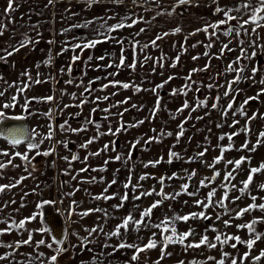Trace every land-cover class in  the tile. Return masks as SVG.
I'll use <instances>...</instances> for the list:
<instances>
[{
	"label": "rangeland",
	"instance_id": "1",
	"mask_svg": "<svg viewBox=\"0 0 264 264\" xmlns=\"http://www.w3.org/2000/svg\"><path fill=\"white\" fill-rule=\"evenodd\" d=\"M171 3L178 4V0H52L51 3L49 0H13V10L6 12L8 0H0V26H4L3 34L0 35V57L5 56L3 49L12 51L13 46H19L21 42L26 45L6 60H0V92L5 93L0 96V106L13 103L12 97H17L14 102L16 107L4 111L8 116L26 117L30 135L33 129L39 133L32 142L39 143L46 137L50 126L53 131V137L43 139L39 148L34 150L27 148L29 141L12 147L0 137V153H9L8 156L0 154V163L7 165L0 168V185H15L0 192V229H11L0 235V255L12 253L6 260L0 261V264H50V257L55 254V249L63 246L52 240L53 236L44 221L46 208H52L61 214L66 226L67 247L58 256L56 264H180L181 261L184 264H192L193 261L196 264H216L223 252L231 254L225 259V264H231V258L241 257L246 251H251L255 256L264 249V223L254 225L255 231L261 236L251 250L245 243L238 244L233 249L230 245L235 241L221 244L214 240L216 235H221V240L229 235L239 236L243 241L255 239V234L250 233L247 228L236 226L249 224L253 220L264 221V211L258 208L241 217L236 215L249 204L264 203V189L260 188L264 184V169L253 174V181L244 194L239 191L243 187L242 182L248 178L249 170L264 164V137L260 136L264 132V95H259L245 105L247 116L237 111L247 97H256L261 87H264L259 83L264 79V19H259L264 16V12L256 13V22L251 19L253 10L260 8L261 0H218L217 8L230 10L229 15L236 19L217 28L208 27L207 33L204 30L175 32L174 28L158 26L144 18L146 11ZM246 4L249 5L247 9L243 7ZM195 5L196 2L190 1L183 5L180 12L194 11ZM157 12L154 11L153 15L158 16ZM226 19L223 12L215 11L211 24ZM245 21L248 23L245 24ZM121 22L131 24L132 27L109 30L110 26ZM229 28H235V31L225 35ZM141 29L144 31L141 32ZM165 33L168 35H164ZM157 36L162 38L153 46L151 42ZM94 39H99L101 43L93 48L83 47ZM28 40L36 42L27 43ZM77 44L81 47H75ZM209 44L211 47H206ZM224 45L228 47L223 48ZM121 55L126 58L124 66H118ZM178 55L180 59L177 62ZM74 56L78 59L73 60ZM102 56L105 59H98ZM193 57L198 59L194 60ZM238 57V63L233 64ZM49 58L50 63L46 64L45 61ZM134 59L136 67L133 69L128 65ZM173 63L175 67L172 66ZM110 64L113 66L109 67ZM230 64L234 68H243L244 71L239 72L240 81L231 85V95L225 96L229 82L237 75V72L229 70ZM254 67L259 71L254 74L253 79L251 70ZM193 69L201 71H192ZM26 71L30 73L31 80L22 75ZM110 73L115 75H109ZM189 75L191 79H187ZM97 77L100 79L97 80ZM169 77L172 79L169 80ZM37 78L43 82L34 83ZM68 80L73 83H66ZM113 80L138 86L141 90L136 91L135 87L125 89L121 85H110L102 89V85ZM90 81H95L90 85L92 91L84 92ZM13 82L15 85L10 87ZM22 82L30 84V87L19 93ZM161 84L163 87H158ZM209 84L213 85L211 89ZM73 93L75 98L72 97ZM47 96L55 98L50 102L40 99ZM104 96L109 99L103 100ZM217 96L220 97L218 102L215 100ZM34 97L37 99H33ZM96 97L101 99L96 101ZM233 97V109L225 117L223 113ZM158 98L159 111L153 117ZM82 99L89 102L79 106ZM197 99H207V105L192 111ZM125 100L127 103L117 104ZM26 101L30 103L28 110L24 111L22 106ZM185 101L189 108L178 111ZM214 102L218 103L215 109L211 107ZM65 105L70 107L65 108ZM93 109L96 111L93 112ZM105 109L109 111H104ZM49 111L51 116L45 115ZM120 113L123 115H119ZM253 114H256V118L249 121L248 117ZM89 120L93 123H86ZM141 120L144 123L131 127ZM65 121L67 125L61 130L60 125ZM184 121V135L177 142L178 125ZM234 121L239 123L230 127ZM121 123L125 128L115 135L108 134L110 127L115 132ZM246 126L251 131H241ZM80 128L86 130L77 133L71 131ZM162 131L171 132L172 135H162ZM233 132H239V135L234 136L231 141L227 138L222 141L218 139L221 135ZM93 137H96L93 143L86 148L81 147ZM150 137H158V140L146 143ZM137 140L140 142L132 148ZM246 141L248 149L241 150V145ZM105 144L109 145L108 150L100 151L99 155H91L103 149ZM229 144L234 147L224 152L223 160L215 163V158L221 155V147ZM253 148L255 150L251 151ZM16 151L26 153L29 160L15 157ZM46 151L50 154L43 155ZM170 151L178 153L179 158L170 157ZM37 152L41 154L37 155ZM200 152H204L202 157L197 156ZM117 154L122 157L119 161L114 159ZM74 155L78 159L72 160ZM242 156L248 159L239 169H235L234 164L226 163ZM64 157L68 159L65 160ZM170 158L171 163L168 162ZM9 159L12 160L11 164H8ZM158 160L160 163L155 166L144 167L149 161ZM105 161L109 162L105 164ZM212 164H215L214 168L208 166ZM83 168L88 170L81 172ZM216 170L221 174L214 181L205 179L211 178ZM193 171L196 175L189 179V174ZM227 172H232L234 179L226 181L224 176ZM173 173L178 174L177 177L167 179ZM141 175H147L148 178L140 181ZM161 176L165 177V193L180 194L174 199L164 200L153 209L151 216L144 218V223L138 226V230L130 222L128 230L121 229L120 236H107L129 213L135 219H140L144 209L161 199L155 194L133 199L139 192L151 191L153 187L159 191L162 185L156 178ZM129 177L132 185H138L135 191L132 187H124L129 182ZM93 178L94 183L90 182ZM113 179L115 184L111 183ZM201 180L207 186L201 185ZM184 183L189 184V192L197 195L184 193L181 189ZM212 189H216L213 202L219 201L225 191L229 192V199L224 201L226 206L221 207L215 203L206 209L197 206L195 201L205 200ZM125 193L129 199L122 202L120 197ZM101 194L114 198L94 199ZM252 196L257 197L256 201L251 199ZM42 201L55 203L37 207ZM121 203L123 207H116ZM70 207L72 211H69ZM89 209L102 211L82 215ZM200 211H205L210 219L194 218L187 222L176 220L177 232L183 233L189 229L194 231V235L188 237L185 244L198 242L203 235H207L217 247L211 249L201 246L199 249L185 250L180 243H169L165 251L171 255H165L161 259L162 221L165 217ZM32 215L37 218L26 222L24 228L13 227V221L18 224ZM224 221L230 223L225 225ZM158 224L161 227L157 228ZM93 228H97V231L90 234ZM41 229L47 231H40ZM29 235L32 236V243L17 248V241L26 240ZM41 239L45 240V244L37 247L36 242ZM150 239H155L157 247L141 253L136 261L131 260L135 249L118 248L121 243L143 247ZM49 243L53 245L52 248L47 247ZM8 244L13 247H7ZM85 244L87 248L82 247ZM105 244L109 247L104 248ZM39 253L44 255L40 256ZM209 256L216 259L209 260ZM243 264H264V258L259 262L249 258Z\"/></svg>",
	"mask_w": 264,
	"mask_h": 264
},
{
	"label": "snow or ice",
	"instance_id": "2",
	"mask_svg": "<svg viewBox=\"0 0 264 264\" xmlns=\"http://www.w3.org/2000/svg\"><path fill=\"white\" fill-rule=\"evenodd\" d=\"M52 0H49V3H51ZM98 2V0H97ZM188 3V0H178V4H177V7L179 6H183L185 4ZM249 5H243V7L245 9L248 8ZM89 7H91V4H89ZM13 10V0H8V5H7V8H6V12H11ZM217 12H223L225 17L227 18L226 20H220L219 22H217L216 24H210L208 25L207 27H205L203 30L207 33V30H208V27H212V28H217L221 25H225L227 22L231 21V20H234L236 19V17L234 16H231L229 15V11L230 10H225V9H221V8H217L216 9ZM260 12H264V0H261V6L260 8H257V9H254L253 10V14H252V22H256L257 21V15L256 13H260ZM259 19H264V16H260ZM137 21H133V23H136ZM90 23V22H89ZM245 24L248 23V21H245L244 22ZM259 26V25H258ZM3 27L4 26H0V35L3 34ZM124 27H132L131 24H128L126 25L125 23L121 22V23H117L113 26H110L109 30L110 31H116L118 29H122ZM141 32L144 31V29H141L140 30ZM181 31V29L179 27H177L175 29V32H179ZM233 31H235V28H229L226 32H225V35H230ZM253 31H255V29H253ZM214 34V33H213ZM164 35H168V33H165ZM162 37L160 36H157L156 39H154L151 43L153 46L156 45V41L161 39ZM105 39H111V37H105ZM36 41H32V40H28L27 43H35ZM119 43H122V41H118ZM98 43H101V41L99 39H94V40H90L88 41L87 43H85L83 45L84 48H93L96 44ZM25 42H21L19 44V46H13L12 48V51H8L7 49H3L2 51L5 52V56L3 57H0V60H6V58L8 56H11L13 55L15 52H18L20 50V48L22 47H25ZM75 47L77 48H80L81 45L80 44H77ZM145 47H147V45H145ZM206 47H211V45H207ZM228 46L227 45H224L223 48H227ZM223 51V49H222ZM244 54V50H242V55ZM205 55H207V52L205 53ZM75 59H78V57H73V60ZM98 59H105V57H99ZM125 57L123 55L120 56L119 58V65L118 66H124L125 64ZM180 59L179 55L176 57V61L178 62ZM193 59H198V57H193ZM50 60L51 58H49L48 61H45V63H50ZM89 60H91V57H89ZM240 60V58L238 57L237 58V61H233V64H237L238 61ZM109 67L113 66V65H108ZM173 67H175V63H173L172 65ZM37 67H39V65H37ZM128 67H131V68H135L136 67V62H135V59L133 61L132 64L128 65ZM207 67V66H206ZM229 70L230 71H235L237 72V75L236 77L234 78L233 81L229 82V85H228V88L227 90L225 91L224 95L225 96H230L231 95V92H232V87L231 85L234 84V83H238L241 79V76L239 75V72H243L244 69L243 68H234L232 66V64L229 65ZM61 71L63 72L64 70L61 69ZM70 71V69H69ZM192 71H201V69H193ZM252 73H253V76L251 78L254 79V74L259 71L258 68L254 67L252 70ZM23 76L27 77L28 80H31L32 77L30 75V73L28 71L22 73ZM109 75H115L114 73H110ZM97 80L100 79V77H97L96 78ZM172 77H169V80H171ZM187 79H191V75H189V77ZM34 83L36 84H39V83H42L43 81L39 80L38 78L36 80L33 81ZM95 81H90L89 82V86L88 87H85L84 89V92H90L92 91L90 85L92 83H94ZM23 83V86L20 87L18 89V92L19 93H23L27 88L30 87V84L28 83ZM66 83L68 84H72L73 81L72 80H68L66 81ZM165 83H167V81H165ZM259 83L264 86V79L260 80ZM15 85V82H13V85H10L11 86H14ZM116 86V85H121L123 88L127 89L129 87H135L136 91H140L141 89L138 87V86H134V85H131L129 83H122L118 80H113V81H110L109 84H104L102 85V89H106L108 88L109 86ZM158 87H163V84L159 85ZM187 88V85L185 86ZM208 87L211 89L213 87V85L209 84ZM5 93L4 92H0V96H3ZM175 94V90H174V93ZM185 95H186V92H185ZM259 95H264V87H261V90L260 92L257 93V96L256 97H247L243 103L239 106V108L237 109V111L241 114V115H245L247 116V113L244 111V108H245V105H247L250 101L252 100H255L258 98ZM81 96H83V93L81 94ZM72 97L75 98V93L72 94ZM55 97L54 96H47V97H43V98H40L42 99L43 101H46V102H50L54 99ZM33 99H37V98H33ZM101 98L100 97H96V101H99ZM109 97L108 96H104L103 97V100H108ZM220 99L219 96H217L215 98V100L218 102ZM17 100V97L16 96H13L12 97V101L13 103H4L2 106H0V137L4 138L12 147H16L22 143H24L25 141H29L27 143V148L29 150H34V149H38L39 148V143H43V139H51L53 137V131L51 130V126H50V130L49 132L47 133L46 137H44L43 139L40 140L39 143H36V142H32L33 141V138L36 136V135H39V133H36L35 130L33 129L32 130V133L31 135L29 134L28 130L26 128H23V127H8V128H5L3 127L4 123L11 119V120H16V121H21V120H24L26 119V117L24 115H17V116H12V117H9L6 112L4 111L5 109H11V108H14L16 107V103H14L15 101ZM89 102L87 99H82L81 100V105L79 106H82L84 103H87ZM28 103H30V101H26V103L22 106L24 111H27L28 110ZM122 103H127V100L125 101H119L117 102V104H122ZM235 103V97H233L228 105H227V108L225 109L223 115L226 117L227 114H228V111L229 110H232L233 109V105ZM207 105V99H204V100H199L197 99V102H196V105L195 107L192 108V111H195L197 108H200V107H203V106H206ZM117 105H113V107H115ZM67 107H70V105H65V108ZM135 107V106H134ZM211 107L213 109L217 108L218 107V103L214 102ZM184 108H189V104L187 103V101H185L184 105L182 106L181 109H178V111L182 112L184 110ZM96 109H93V112H95ZM104 111H109L108 109H105ZM125 111H127V109H125ZM159 111V98L157 99V104L155 106V108L153 109V117L155 116V113ZM31 115V113H29ZM45 115H48V116H51V111H49V113H46ZM78 115V114H77ZM119 115H123V113H120ZM191 118V117H189ZM256 118V114H253V116L251 117H248V120H253ZM197 119H202V117H197ZM186 121L182 122L180 125H178V128H179V131L176 133V137H177V142H179V138L181 136L184 135V123ZM86 123H93V121L89 120V121H86ZM144 123L143 120L141 121H138L136 125H131V127H136L138 126L139 124H142ZM239 122L238 121H234L233 122V125H230V127H234L236 124H238ZM67 125V121H65L64 124L60 125V128L61 130H64L65 129V126ZM99 125H97L98 127ZM220 125H218L219 127ZM125 128V125L123 123L120 124V127H118L115 132L111 129V127L109 128V132L108 134H111V135H115L116 132H119L121 129ZM83 130H86L84 128H80V129H71L72 132L74 133H77V132H80V131H83ZM155 131V130H153ZM241 131H251L250 128H248L247 126L244 128V129H241ZM162 135H167V136H171L172 133L171 132H168V133H163V131L161 132ZM101 135H103V133H101ZM239 135V132H233L231 134H225V135H221L218 139L219 140H224L225 138H227L229 141H231L233 139L234 136H238ZM260 136L261 137H264V132H261L260 133ZM96 139V137H93V138H90L85 144H82L81 147L82 148H86L88 146V144H91L94 142V140ZM153 139H157L158 140V137H150L148 141H146V143H150ZM140 141L137 140L135 141L133 144H132V148H135L136 144H138ZM63 143V142H61ZM260 144V140L257 141V145ZM67 145L65 144V147ZM234 147V145L232 144H229L227 147H221V155L216 157L215 158V163H219L221 160L224 159V152L228 151V150H231L232 148ZM109 149V145L108 144H105L104 145V148L99 150L98 152L96 153H91V155H99L100 154V151H106ZM244 149H248V143L247 141L245 142V144L241 145V150H244ZM114 150V149H113ZM255 148L251 149V151H254ZM207 149L204 150V152H206ZM204 152H200L197 154V156H203L204 155ZM0 154H3L5 156H8L9 153L7 151H3L2 153ZM41 153L37 152V155H40ZM43 155H49L50 152H44L42 153ZM130 155L131 153H129V158H130ZM14 156L15 157H21L23 160L25 161H28L29 160V156L26 154V153H21L19 151H16L14 153ZM169 156L170 157H175V158H179V154L178 153H175V152H171L169 153ZM65 160L68 159V157H64ZM78 159L77 156H72V160H76ZM85 159H87V157H85ZM114 159L116 161H119L122 159L121 155L120 154H117ZM162 159V158H161ZM248 158L246 157H240V159L238 160H235V161H232V160H228L226 161L227 164H234L235 165V169H239L240 166L247 160ZM109 161H105V164H107ZM169 163L172 162L171 158L169 159L168 161ZM12 163V160L9 159L8 161V164H11ZM157 163H160V161H149L147 164L144 165V167H148L149 165H152V166H155ZM7 165L5 164H2L0 163V168H4L6 167ZM209 167H212L214 168L215 167V164H212V165H208ZM264 169V164H262L260 167L258 168H251L249 170V175H248V178L243 181V187L239 189V191L244 194L248 188H249V185L252 183L253 181V174H256V173H259L261 172V170ZM88 169L87 168H83L81 169L80 171L83 172V171H87ZM101 171H103L104 169H100ZM220 171L216 170L214 175L211 177V178H205V179H211L212 181H214L216 179V177L220 176ZM178 174L176 173H173L172 176L170 177H167V179H173L175 177H177ZM196 173L195 171L191 172L189 174V179H191L193 176H195ZM148 178L147 175H141L139 177V180L140 181H143V180H146ZM21 179H24L23 177ZM158 179L159 183L162 185V187L160 188L159 191H157L154 187L151 189V191H141L139 192V195H136L133 197V199H140L142 197H146V196H151L153 194H155L156 196H159L161 197V199H157L155 200L148 208L144 209L141 214H140V219H135L133 217V215L131 213H129L122 221L121 224L117 225L114 229V231L110 232V233H107L106 235L111 237V236H120L121 235V229H125V230H128L129 228V225H130V222L133 224L134 227L137 228L138 230V226H140L141 224L144 223V218L146 217H150L152 212H153V209L157 208L158 206H160L164 200H167V199H174L175 196L179 195L180 193H176L174 195H169L168 193H165L164 192V188H163V184H164V180H165V177L161 176V177H158L156 178ZM224 179L227 181V180H230V179H234V176H233V173L232 172H227L226 175L224 176ZM90 182H95V178H93L92 181ZM112 184H115L116 181L115 179H113V181L111 182ZM200 184L203 185V186H207L204 184V180H201L200 181ZM15 185H0V192H3L5 189L9 188V187H14ZM111 185H109L110 187ZM138 185H132L131 184V178L129 177V182L128 183H125L124 184V187L125 188H129V187H132L133 190L135 191V188L137 187ZM223 187H227V185H222ZM189 184L188 183H184L183 185H181V189L184 193H187L188 195L190 196H196L197 193L195 192H189L188 189H189ZM233 188H235V185H232ZM260 188L261 189H264V184H261L260 185ZM107 191V189H105V192ZM74 193H68V195H73ZM216 194V189H212L211 191L208 192L207 194V197L205 200H199L197 199L195 201V204L197 206H202L203 208H208V207H211V206H214V203L215 204H219L221 207H225L226 205L224 204V201H227L229 199V192L228 191H225L224 194H223V197L219 200V201H216V202H213V197L215 196ZM114 196H107V195H103L101 194V196H97V197H94V199H105V200H109V199H113ZM122 202L123 201H127L129 199V196L127 193L123 194V196L120 197ZM240 197H236V199H239ZM251 199L253 201H256L257 197L256 196H252ZM264 199V198H262ZM55 201H42L40 204L37 205V207L39 208H42L44 205H49V204H54ZM73 203H75V201H73ZM186 203V202H185ZM116 207H123V203H121L120 205H117ZM259 209L261 211H264V203H261V204H256V203H252V204H249L247 207L243 208V209H240L239 212L236 213L237 217H241L243 216L245 213L251 211V210H255V209ZM69 211H72L71 207L69 209ZM91 211H102L101 209H89L87 212H84L82 213V215H88ZM37 218L36 215H32L30 217H26L24 220H21L19 221V223L17 224L15 221H13V227H17V228H24L26 222L28 221H31V220H35ZM194 218H203V219H210V217L208 215H206L205 211H200V212H192V213H189V214H186V215H177V216H174V217H165L164 221H162V225H163V232H162V235H163V245H162V254H161V259L164 258L165 255H171L170 253H167L165 250L167 248V245L169 243H180L181 245H183L185 247V250H187L188 248H193V249H199L201 246H206L208 248H211V249H215L217 247V244L215 242H212V240L209 239V237L207 235H203L198 242H189L187 244H185V241L188 239V237L190 236H193L194 235V231L192 229H189L187 232H183V233H178L177 232V229L175 227V221L176 220H181V221H184V222H187L189 221L190 219H194ZM217 219H219V217H217ZM225 225H228L230 222L229 221H224ZM257 223H264V221H258V220H253L251 223L249 224H240V225H237L236 227L238 228H241V229H244V228H247L248 231L250 233H253L255 234V239H249L247 241H243L241 240V238L239 236H234V235H229V236H226L223 240H221V235H216L214 237V240L215 241H219L221 244H228L229 241H235L236 243H232L230 246L235 249L237 248V245L238 244H241V243H245L247 248L249 250H251L254 245L256 244L257 240L260 239V236L261 234L260 233H257L255 231V227L254 225L257 224ZM157 228L161 227V225H156ZM11 231L10 228H5V229H0V235H3L4 233H7ZM40 231H47V229H41ZM97 231V228H93L90 230V234L91 233H94ZM100 231H102V228L100 229ZM213 231H216V229H213ZM170 233V234H169ZM153 236H155V233L153 234ZM85 240H87V237L84 238ZM52 240L54 243L58 244V245H62L64 243L63 240L61 239H57L55 236L52 237ZM32 243V236L29 235L28 239L26 240H23V241H17L16 243V247H20L21 245H28ZM37 243V247H39V245H44L45 244V240L44 239H41L39 240ZM7 247L11 248L13 247L11 244H8L6 245ZM47 247L48 248H52L53 245L51 243L47 244ZM82 247H85L87 248V245H82ZM104 248H107L109 247V245L105 244L103 245ZM157 247V243L155 241V239H150L148 241L147 244H145L143 247H138L137 245H134V244H124V243H121L118 245V248H131V249H135V253L131 256V260L132 261H136L140 258V254L145 252L146 250L148 249H153V248H156ZM65 249L63 248H57L55 249V254H53L51 257H50V264H56V261H57V258L58 256L60 255V253L62 251H64ZM89 251H91V249H87ZM12 253H6L5 255H0V261L2 260H6L9 256H11ZM40 256H43L44 253H39ZM101 255H103V253H101ZM109 255H112V253H109ZM231 256L230 253L228 252H223L222 255H221V258L216 261V264H225V259L226 258H229ZM249 258H251V260H253L254 262H259L261 261L262 258H264V249H261L259 251V255H255L253 256L251 251H246L243 253V255L241 257H233L231 258V264H243L244 261L248 260ZM95 259V257H94ZM209 260H215L216 258L215 257H211L209 256L208 257ZM180 264H184L183 261L180 262ZM192 264H196L195 261L192 262Z\"/></svg>",
	"mask_w": 264,
	"mask_h": 264
},
{
	"label": "crops",
	"instance_id": "3",
	"mask_svg": "<svg viewBox=\"0 0 264 264\" xmlns=\"http://www.w3.org/2000/svg\"><path fill=\"white\" fill-rule=\"evenodd\" d=\"M190 1L196 2L194 11L181 13L180 10L183 6L177 7V3H171L161 8L146 11L144 18L153 21L158 26L164 25L174 29L179 27L181 30L199 32L212 23L211 19L215 15L218 0H188V3ZM154 11H158L159 15H153Z\"/></svg>",
	"mask_w": 264,
	"mask_h": 264
},
{
	"label": "water",
	"instance_id": "4",
	"mask_svg": "<svg viewBox=\"0 0 264 264\" xmlns=\"http://www.w3.org/2000/svg\"><path fill=\"white\" fill-rule=\"evenodd\" d=\"M13 126L26 128L29 132V128L25 119L21 121L9 119L3 125L5 128ZM44 221L50 227L52 236L64 241L62 246L65 249L67 247V242L65 241L66 226L62 215L53 211L52 208H48L44 213Z\"/></svg>",
	"mask_w": 264,
	"mask_h": 264
},
{
	"label": "flooded vegetation",
	"instance_id": "5",
	"mask_svg": "<svg viewBox=\"0 0 264 264\" xmlns=\"http://www.w3.org/2000/svg\"><path fill=\"white\" fill-rule=\"evenodd\" d=\"M9 117H12V116H9ZM28 125V124H27ZM29 128V127H28ZM4 139V138H3ZM46 209H48V208H46ZM46 211V210H45ZM45 211H44V213H45ZM54 211V210H53ZM56 212V211H55ZM49 227V226H48ZM49 229H50V227H49ZM50 232H51V229H50Z\"/></svg>",
	"mask_w": 264,
	"mask_h": 264
}]
</instances>
